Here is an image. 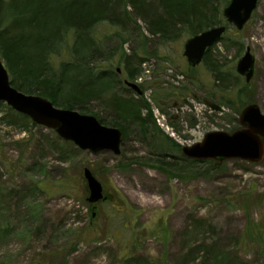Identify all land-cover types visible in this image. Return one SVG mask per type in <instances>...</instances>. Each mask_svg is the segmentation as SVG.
I'll use <instances>...</instances> for the list:
<instances>
[{"label": "rangeland", "instance_id": "rangeland-1", "mask_svg": "<svg viewBox=\"0 0 264 264\" xmlns=\"http://www.w3.org/2000/svg\"><path fill=\"white\" fill-rule=\"evenodd\" d=\"M117 15H123V6ZM138 22L129 23L131 35L119 37L118 27L99 23L94 28L99 46L104 56H113L97 62L104 70H119L123 84L120 60L130 48L138 51L142 39L145 50L139 53L146 63L139 78L128 82L142 85L161 133L181 151L207 133L239 128L236 102L222 112L208 107L219 105L220 98L227 102L232 93L216 87L203 64L191 71L182 55L186 34L161 44ZM224 36L236 43L218 42L212 58L238 76L236 63L250 49L254 75L249 83L242 78L239 89L245 83L244 100L264 114V0L241 31L227 24ZM122 38L127 42L120 45ZM119 93L137 97L130 90ZM7 108L0 103V264H50L56 250L68 264H264V156L257 164L224 161L207 177L181 180L134 163L151 157L134 132L122 142L120 156L92 154L26 116L28 121L10 116ZM88 108L105 114L97 103ZM84 168L96 172L109 198L94 209L86 202Z\"/></svg>", "mask_w": 264, "mask_h": 264}, {"label": "trees", "instance_id": "trees-1", "mask_svg": "<svg viewBox=\"0 0 264 264\" xmlns=\"http://www.w3.org/2000/svg\"><path fill=\"white\" fill-rule=\"evenodd\" d=\"M229 2L156 0L154 6L143 0H0V60L8 72L11 86L18 91L46 98L57 108L94 116L102 125L119 129L123 141L129 132H134L137 141L144 143L151 155L135 164L181 180L207 177L222 164L185 158L179 144L161 133L150 105L142 96L132 98L119 93L120 89H129L117 80V70L113 72L99 66L97 61L113 55L104 56L105 50L99 46L94 28L101 22H108L120 29L116 35L119 37L121 32L131 35L129 23L136 25L140 21L147 35L161 44L178 40L184 33L187 40L218 26H226V34L227 23L222 11ZM121 6L123 15L119 16L117 13ZM231 34L236 37V32ZM139 37L145 38L142 32ZM226 40L236 43L229 36H223L219 42L225 43ZM126 42L122 38L119 44ZM139 45L138 48L145 50L142 39ZM214 46L207 49L201 64L214 76L216 87L232 93V96L227 97V102L220 98L223 104L209 103L208 107L222 112L223 107L231 108L230 103L236 102L238 106L234 112L239 115L244 106L254 102L244 100L245 83L239 89L242 78L234 75L233 71H223L226 63L222 65L212 58ZM237 47L238 52L242 50V46ZM140 49L135 51L130 48L120 60L127 81L137 80L141 65L146 63L139 53ZM191 71L194 69L191 68ZM225 80H234V83L225 85ZM93 102L98 104L104 115L89 110L88 106ZM7 109L10 116L28 121ZM91 173L96 178V172ZM83 183L85 186L84 179ZM49 262L68 264L58 250L50 254Z\"/></svg>", "mask_w": 264, "mask_h": 264}, {"label": "water", "instance_id": "water-1", "mask_svg": "<svg viewBox=\"0 0 264 264\" xmlns=\"http://www.w3.org/2000/svg\"><path fill=\"white\" fill-rule=\"evenodd\" d=\"M257 3L258 0H230L222 11L223 18L236 31H241L250 20ZM225 32L226 26H218L188 38L183 44L182 52L188 66H199L207 49L217 44ZM254 69L255 58L250 49L246 48L236 63L235 71L245 83H249L253 78ZM123 84L137 96H142L141 89L135 83L125 80ZM0 103L26 116L35 125L53 131L62 141L72 143L81 151L121 155L123 134L119 129L102 125L94 116L57 108L46 98L18 91L11 86L8 72L1 60ZM238 122L240 128L231 133L210 132L200 142L182 147V155L187 159L209 160L217 164L230 160H240L248 164L259 163L264 156V114L257 104L249 103L242 108ZM82 177L88 191L86 202L92 209L108 200L102 184L89 169H83Z\"/></svg>", "mask_w": 264, "mask_h": 264}, {"label": "flooded vegetation", "instance_id": "flooded-vegetation-1", "mask_svg": "<svg viewBox=\"0 0 264 264\" xmlns=\"http://www.w3.org/2000/svg\"><path fill=\"white\" fill-rule=\"evenodd\" d=\"M138 87H139V85H138ZM139 88H140V87H139ZM141 91H142V90H141ZM142 95H143V94H142ZM104 195H106V194H105V191H104ZM107 197H108V196H107ZM108 199H109V198H108ZM109 201H110V200H109ZM107 202H108V201H107ZM100 204H101V203H100Z\"/></svg>", "mask_w": 264, "mask_h": 264}]
</instances>
